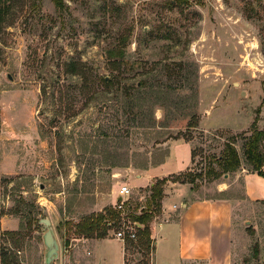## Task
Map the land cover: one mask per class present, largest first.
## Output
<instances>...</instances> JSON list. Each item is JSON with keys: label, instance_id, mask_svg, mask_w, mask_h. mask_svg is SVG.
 Wrapping results in <instances>:
<instances>
[{"label": "rangeland", "instance_id": "374dc122", "mask_svg": "<svg viewBox=\"0 0 264 264\" xmlns=\"http://www.w3.org/2000/svg\"><path fill=\"white\" fill-rule=\"evenodd\" d=\"M60 2L58 8L56 0H0V249L18 240L15 264H43V229L33 221L46 218L60 247L54 264H77L79 255L63 251L71 225L114 207L122 186L130 189L129 205H145L149 187L138 188L145 179L136 176L153 166L156 177L182 170L188 145L167 146L180 133L194 153L184 173L201 175L195 195L215 198L216 189L229 187L224 196L240 199L235 175L248 172L244 143L256 117L264 130V0ZM109 51L123 58L110 59ZM69 62L94 72L96 96H77L74 116L49 126L40 85L65 78L61 67ZM228 141L240 169L207 182ZM182 190L170 200L182 198ZM19 197L33 208L18 204ZM239 213L255 230L243 264H264V208L248 205ZM29 223L32 230L13 241L2 234ZM137 251L128 250V264L146 260Z\"/></svg>", "mask_w": 264, "mask_h": 264}, {"label": "crops", "instance_id": "0c3cea01", "mask_svg": "<svg viewBox=\"0 0 264 264\" xmlns=\"http://www.w3.org/2000/svg\"><path fill=\"white\" fill-rule=\"evenodd\" d=\"M174 140L167 143L168 151L180 143L188 145L183 169L156 177L152 175L156 166L150 167L136 176L145 179V184L138 188L150 187L153 179L182 174L192 166L191 145L180 138ZM235 176L242 182V196L236 200L224 196L229 187L216 189L219 196L206 199H199L189 184L164 187L161 213L150 224L153 264H243L255 230L246 226L248 222L239 209L248 205L258 210L264 208V178L250 172ZM178 188L183 189V197L171 201L170 195ZM118 198L117 193L115 203ZM69 248L80 256L77 264H124V243L110 234L104 239L73 237Z\"/></svg>", "mask_w": 264, "mask_h": 264}, {"label": "trees", "instance_id": "16d2710c", "mask_svg": "<svg viewBox=\"0 0 264 264\" xmlns=\"http://www.w3.org/2000/svg\"><path fill=\"white\" fill-rule=\"evenodd\" d=\"M56 6L61 7L60 0H56ZM123 58V53L119 52L115 54V51H109L108 57L114 59L115 57ZM120 66V65H119ZM84 63L69 62L64 63L61 67L62 76L59 74L56 79H50L49 81L42 79L40 85V101L42 105L48 103V113L51 114L49 120V126H54L56 119L64 116L65 118H71L74 116L75 103L77 96L90 95L92 99L95 98V91L92 87L96 83L97 76L94 72L86 68ZM60 69V70H61ZM98 80V79H97ZM102 84L110 86L112 81L107 77L99 78ZM137 89H141L143 83L139 82ZM256 119L251 124V134L246 138L244 143V159L245 165L248 167V172L255 173L264 178V154L260 151V145L264 141V130H258L256 128ZM43 124H39L40 136L44 137ZM196 124H190L187 128H195ZM183 138L181 133L174 139ZM189 140V139H188ZM234 141V140H233ZM228 141L224 144L223 155L220 158L213 160L212 165L205 173L207 182H213L220 179L222 176L235 173L241 167V159L235 148L234 142ZM194 153L191 152V160L193 164ZM201 175H197L188 171L186 173L173 176L171 179L163 178L156 180L148 189V197L146 198L145 205H136L132 207L127 204L126 213L127 219L139 225L134 227L135 240H131L128 237L124 242L125 258L124 264H128L126 254L130 248H137L138 253H142V256L146 258L141 264H153V252L154 242L151 239L150 224L161 213V201L163 198V190L165 185L170 182L172 184H189L192 190L197 187L195 183ZM18 204H22L23 207L29 205L24 203L21 197H19ZM29 208H33L31 205ZM28 214H32V210ZM120 212L114 207H105L101 212L92 213L88 216L81 218L78 222L71 225L73 232L71 235L78 238L86 239H104L109 235L110 230L113 228L120 229ZM39 220H34V224L37 225ZM110 223V225H108ZM36 228V226L34 227ZM23 229L32 230V223L24 226L20 224L19 230L16 232L5 231L2 234L9 236L11 240L19 237ZM69 231V229H68ZM63 241L65 246L69 245V241L73 237L66 236ZM19 241H13V247H3L0 249V264H15L16 254L13 248H17ZM253 257L256 259L258 254V248L255 245Z\"/></svg>", "mask_w": 264, "mask_h": 264}, {"label": "built area", "instance_id": "2783aa9c", "mask_svg": "<svg viewBox=\"0 0 264 264\" xmlns=\"http://www.w3.org/2000/svg\"><path fill=\"white\" fill-rule=\"evenodd\" d=\"M129 195H130V189L127 186H122L120 187L118 191V196L121 198V201L116 202L114 205V208L120 212V229L114 233V238L122 241L123 243L125 242V239L128 237L131 240H135V231L134 227H139L138 224L132 223L127 219V213H126V206L128 204L129 200ZM110 225V223H108ZM69 248L68 246H65L63 244V251L67 252ZM89 254V253H88Z\"/></svg>", "mask_w": 264, "mask_h": 264}, {"label": "water", "instance_id": "95a60500", "mask_svg": "<svg viewBox=\"0 0 264 264\" xmlns=\"http://www.w3.org/2000/svg\"><path fill=\"white\" fill-rule=\"evenodd\" d=\"M227 175H225L226 177ZM121 201L119 197L117 202ZM39 225L43 229L41 242L43 245V264H54L59 259V243L48 219H40Z\"/></svg>", "mask_w": 264, "mask_h": 264}]
</instances>
